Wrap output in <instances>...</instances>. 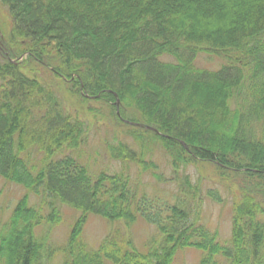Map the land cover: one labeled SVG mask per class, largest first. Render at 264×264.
Returning a JSON list of instances; mask_svg holds the SVG:
<instances>
[{"label": "trees", "instance_id": "16d2710c", "mask_svg": "<svg viewBox=\"0 0 264 264\" xmlns=\"http://www.w3.org/2000/svg\"><path fill=\"white\" fill-rule=\"evenodd\" d=\"M0 4L10 19L0 51V177L24 190L0 219V264H172L182 249L200 251L198 264H264V132L251 133L255 125L264 129V0ZM203 52L220 66H194ZM32 64L76 97L79 110L63 111L58 89ZM103 109L135 141L158 145L173 178L195 161L213 166L233 195L227 244L199 222L191 202L139 195L123 172L92 176L76 158L57 157L83 142L87 125L77 113L94 119ZM34 147L42 153L38 165L29 156ZM107 151L113 160L155 168L126 144ZM177 183L184 198L196 196L188 175ZM58 205L79 216L54 248L48 230L60 221ZM88 216L111 225L94 248L81 238ZM137 220L157 232L145 251L126 233Z\"/></svg>", "mask_w": 264, "mask_h": 264}, {"label": "rangeland", "instance_id": "374dc122", "mask_svg": "<svg viewBox=\"0 0 264 264\" xmlns=\"http://www.w3.org/2000/svg\"><path fill=\"white\" fill-rule=\"evenodd\" d=\"M10 30V19L6 8L0 4V51L5 49L4 43ZM5 40V41H4ZM218 57L201 53L196 57L194 66L206 69H217L220 66ZM30 69L37 70L36 76L40 78L46 86L56 87L59 91L58 96L63 111L73 113L79 110V100L69 94L64 93L65 88L50 73L43 67L30 65ZM55 89V92H58ZM95 106L92 102L84 104L85 106ZM233 108L234 106H230ZM239 107V106H238ZM119 111V106H118ZM73 115V114H72ZM78 116L86 123L87 133L82 138V143L77 149L59 151L57 157L71 156L76 158L79 163L95 176L99 173L116 174L123 172L128 175L131 184L135 189L145 194L148 198L159 197L163 201H174L183 199L186 202H191L194 214H198L199 222L211 232L216 233L218 240L227 244L231 236V213H232V194L224 188L219 179L215 175V170L212 165L200 162L189 164L185 169L178 171L173 178L172 170L169 161L163 154V151L156 144H147L146 139L135 141L136 139L129 135L128 130L117 126L113 119L108 115V111L102 110L103 116L89 119L85 117L83 111L77 113ZM71 116V115H70ZM73 117V116H72ZM264 132V129L259 130L258 125L252 128L251 133ZM147 142V143H146ZM118 143L130 146L136 153L143 154V159L152 163L155 168L152 170H142L132 163H122L120 160L111 159L107 148L115 146ZM31 161L38 165L42 159V153L36 148L29 151ZM151 172L160 174L165 183L157 182L152 177ZM188 175L191 186L196 189V196L183 197L180 192V178ZM130 184V185H131ZM208 192L217 194L221 197V202L212 201L207 197ZM24 190L18 185L5 182L0 177V219L5 221L10 215L11 209L17 200L23 195ZM193 201V202H192ZM37 203V201H36ZM60 211V221L51 226L48 230L49 244L51 247L58 248L63 246L67 240L68 233L74 221L79 216V212L64 205H58ZM110 224L105 220L88 216L82 229V241L91 248L96 247L103 237L108 233ZM117 227H122L118 224ZM42 228L37 231L40 235ZM130 240L141 251H145L152 244V240L158 238L155 228L146 224L143 220H137L128 231H126ZM201 252L195 249L179 250L172 264H198ZM56 258L50 264H58ZM45 263V262H43Z\"/></svg>", "mask_w": 264, "mask_h": 264}, {"label": "water", "instance_id": "95a60500", "mask_svg": "<svg viewBox=\"0 0 264 264\" xmlns=\"http://www.w3.org/2000/svg\"><path fill=\"white\" fill-rule=\"evenodd\" d=\"M22 58H23V57H21L20 60H21ZM86 97H87V96H86ZM114 104H115V107H116V114H117V116H119V112H118L119 100H116ZM146 129L151 130V128H149V127H147Z\"/></svg>", "mask_w": 264, "mask_h": 264}, {"label": "bare ground", "instance_id": "6f19581e", "mask_svg": "<svg viewBox=\"0 0 264 264\" xmlns=\"http://www.w3.org/2000/svg\"><path fill=\"white\" fill-rule=\"evenodd\" d=\"M82 88H83V85L80 84V90H82ZM81 94H82L86 99H89V100L94 99V97H90V96H88L87 94H85V93H83V92H81ZM86 96H87V97H86Z\"/></svg>", "mask_w": 264, "mask_h": 264}]
</instances>
